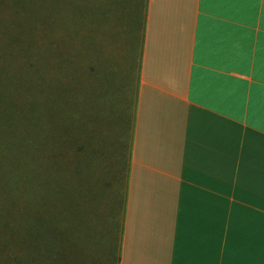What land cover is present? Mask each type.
<instances>
[{
    "label": "crops",
    "instance_id": "obj_1",
    "mask_svg": "<svg viewBox=\"0 0 264 264\" xmlns=\"http://www.w3.org/2000/svg\"><path fill=\"white\" fill-rule=\"evenodd\" d=\"M111 25L123 197L16 231L13 264H264V0H113Z\"/></svg>",
    "mask_w": 264,
    "mask_h": 264
},
{
    "label": "rangeland",
    "instance_id": "obj_2",
    "mask_svg": "<svg viewBox=\"0 0 264 264\" xmlns=\"http://www.w3.org/2000/svg\"><path fill=\"white\" fill-rule=\"evenodd\" d=\"M112 22L113 0H0V264H13L16 231L69 222L79 199L123 197Z\"/></svg>",
    "mask_w": 264,
    "mask_h": 264
}]
</instances>
